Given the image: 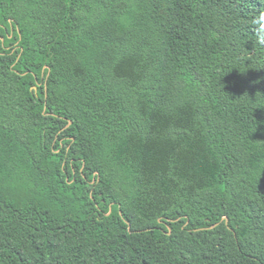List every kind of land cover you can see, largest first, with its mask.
Listing matches in <instances>:
<instances>
[{
    "label": "trees",
    "instance_id": "trees-1",
    "mask_svg": "<svg viewBox=\"0 0 264 264\" xmlns=\"http://www.w3.org/2000/svg\"><path fill=\"white\" fill-rule=\"evenodd\" d=\"M0 264H264V0H0Z\"/></svg>",
    "mask_w": 264,
    "mask_h": 264
},
{
    "label": "water",
    "instance_id": "water-1",
    "mask_svg": "<svg viewBox=\"0 0 264 264\" xmlns=\"http://www.w3.org/2000/svg\"><path fill=\"white\" fill-rule=\"evenodd\" d=\"M34 89H35V87H34Z\"/></svg>",
    "mask_w": 264,
    "mask_h": 264
}]
</instances>
